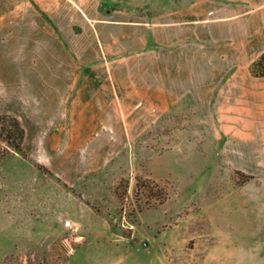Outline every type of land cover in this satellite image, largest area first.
I'll return each instance as SVG.
<instances>
[{
	"label": "rangeland",
	"instance_id": "obj_1",
	"mask_svg": "<svg viewBox=\"0 0 264 264\" xmlns=\"http://www.w3.org/2000/svg\"><path fill=\"white\" fill-rule=\"evenodd\" d=\"M66 1L0 0V71L13 15L66 10ZM77 1L144 19L190 0ZM179 111L121 117L127 131L53 147L52 163L0 139V264H264V133L191 101ZM121 118L105 117L117 129ZM225 121L233 130H220ZM137 176L164 187L165 200L141 193Z\"/></svg>",
	"mask_w": 264,
	"mask_h": 264
},
{
	"label": "crops",
	"instance_id": "obj_2",
	"mask_svg": "<svg viewBox=\"0 0 264 264\" xmlns=\"http://www.w3.org/2000/svg\"><path fill=\"white\" fill-rule=\"evenodd\" d=\"M65 9L16 13L4 39L0 80L12 82L0 81V111L19 119L33 158L52 163L53 147H88L102 131H127L121 117L178 113L185 101L264 133V75L250 71L264 50V0H190L144 19L77 0Z\"/></svg>",
	"mask_w": 264,
	"mask_h": 264
},
{
	"label": "trees",
	"instance_id": "obj_3",
	"mask_svg": "<svg viewBox=\"0 0 264 264\" xmlns=\"http://www.w3.org/2000/svg\"><path fill=\"white\" fill-rule=\"evenodd\" d=\"M250 71L253 75H264V50L252 62ZM24 137L25 128L15 115L10 113L0 114V139L4 142L6 151H20ZM136 185L140 192V188H145L146 192L144 193L147 194L146 196H155L158 202H162L166 198L164 187H161L150 178L137 176Z\"/></svg>",
	"mask_w": 264,
	"mask_h": 264
}]
</instances>
